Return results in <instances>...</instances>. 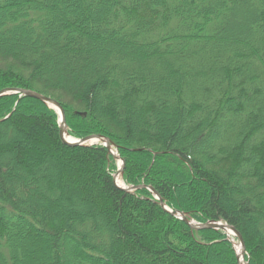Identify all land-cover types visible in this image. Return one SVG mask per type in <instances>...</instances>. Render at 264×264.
Returning <instances> with one entry per match:
<instances>
[{
  "label": "trees",
  "instance_id": "obj_1",
  "mask_svg": "<svg viewBox=\"0 0 264 264\" xmlns=\"http://www.w3.org/2000/svg\"><path fill=\"white\" fill-rule=\"evenodd\" d=\"M3 88L58 101L127 185L264 264V0H0ZM117 171L43 102L0 98V264H239Z\"/></svg>",
  "mask_w": 264,
  "mask_h": 264
},
{
  "label": "water",
  "instance_id": "obj_2",
  "mask_svg": "<svg viewBox=\"0 0 264 264\" xmlns=\"http://www.w3.org/2000/svg\"><path fill=\"white\" fill-rule=\"evenodd\" d=\"M8 95H19L20 97H29V98L39 100V101L43 102L44 104H46L47 106H49L51 109H54L55 111H56L55 107H57L60 110V114L56 111L58 113V116H59L60 138L65 145L70 146V147H89V146H94V145H103L108 149L109 156H111L117 163L121 162V166H118V171L116 172V174H114L112 176L114 184L119 189L123 190L124 192H126L128 194H134L139 189H148L153 194L156 202H158L160 204L163 211H165L167 214L175 217L176 219L182 221L184 224H186L193 231H203V230H211V229L216 230V231H224L227 234L228 239L230 240V242L234 246V249H235L237 257H238L239 264H242V260H244L245 264H250L244 238H243L241 232L236 227L230 225L229 223H227L225 221H209V222L204 223V224L197 223L193 220H190L188 218V216L186 214H184L183 212H180V211H177V210L170 208L167 205V203L163 200L161 195L151 186H147V185L129 186V185H127L124 181V173H125L126 163H125V160L123 158H121V156L118 152L117 146L112 142V140L104 137L103 135H99V134H93V135H90V136H87V137L81 138V139H77V138L72 137L69 134V127L67 125L64 108L62 107V105L58 101H56L52 98H49L45 95H42L38 92L32 91V90L17 89V88L0 89V98H2L4 96H8ZM83 116H86V114H83ZM64 133L68 134V136H69V138H71V140H67L63 135ZM118 178L122 179L123 186H120L118 184V182H117ZM228 230H231V231L238 233L239 251L237 250V247L234 245V242L232 241V239L229 237V235L227 233Z\"/></svg>",
  "mask_w": 264,
  "mask_h": 264
},
{
  "label": "bare ground",
  "instance_id": "obj_3",
  "mask_svg": "<svg viewBox=\"0 0 264 264\" xmlns=\"http://www.w3.org/2000/svg\"><path fill=\"white\" fill-rule=\"evenodd\" d=\"M55 109L60 114V110L57 107H55ZM63 135H64V137L67 140H71V138H69L68 134H65L64 133ZM118 165L121 166V162H119ZM117 182H118V184L120 186H123V181H122L121 178H118ZM227 233H228L229 237L232 239V241L234 242V245L237 247V250L239 251V248H238V246H239L238 233L237 232H234V231H231V230H228ZM242 264H245L244 263V260H242Z\"/></svg>",
  "mask_w": 264,
  "mask_h": 264
},
{
  "label": "rangeland",
  "instance_id": "obj_4",
  "mask_svg": "<svg viewBox=\"0 0 264 264\" xmlns=\"http://www.w3.org/2000/svg\"><path fill=\"white\" fill-rule=\"evenodd\" d=\"M118 164V163H117ZM119 166V165H118ZM114 175V174H113ZM191 220V219H190ZM194 221V220H193ZM196 222V221H195Z\"/></svg>",
  "mask_w": 264,
  "mask_h": 264
}]
</instances>
